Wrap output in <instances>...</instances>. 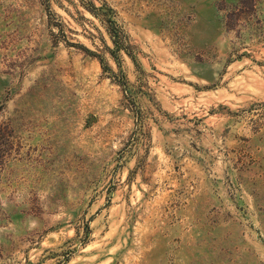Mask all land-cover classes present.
I'll use <instances>...</instances> for the list:
<instances>
[{"label":"rangeland","instance_id":"rangeland-1","mask_svg":"<svg viewBox=\"0 0 264 264\" xmlns=\"http://www.w3.org/2000/svg\"><path fill=\"white\" fill-rule=\"evenodd\" d=\"M0 264H264V0H0Z\"/></svg>","mask_w":264,"mask_h":264}]
</instances>
